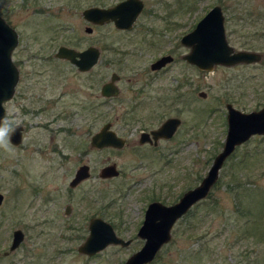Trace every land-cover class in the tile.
<instances>
[{
    "label": "rangeland",
    "instance_id": "rangeland-1",
    "mask_svg": "<svg viewBox=\"0 0 264 264\" xmlns=\"http://www.w3.org/2000/svg\"><path fill=\"white\" fill-rule=\"evenodd\" d=\"M117 1L0 0V14L19 34L12 51L19 81L5 106L24 124L23 140L12 143V153L0 149V264H122L143 243L132 229L148 201L171 203L206 173L226 134L225 103L244 111L264 104V57L201 69L182 58L189 47L180 41L220 4L229 43L264 51V0H145L130 29L113 21L95 24L82 14L88 6ZM60 44H94L101 56L92 69L78 71L54 55ZM167 52L174 58L151 90L156 95L162 89V95L133 104V90L150 62ZM112 70L121 75L122 94L103 101L100 86ZM170 113L180 124L157 148L96 149L89 143L107 120L119 134L132 131L130 140L136 141L140 128ZM111 161L120 173L101 177L100 168ZM84 162L91 176L71 189L69 180ZM66 203L73 208L69 216L63 213ZM93 215L115 222L117 233L134 241L80 252ZM16 228L24 237L9 250ZM228 263L264 264V134L235 146L209 193L176 220L170 240L145 264Z\"/></svg>",
    "mask_w": 264,
    "mask_h": 264
},
{
    "label": "water",
    "instance_id": "water-1",
    "mask_svg": "<svg viewBox=\"0 0 264 264\" xmlns=\"http://www.w3.org/2000/svg\"><path fill=\"white\" fill-rule=\"evenodd\" d=\"M142 8V0H120L109 6H88L82 10V14L94 23L113 21L117 27L130 28ZM85 28L87 31L92 29L90 25ZM18 39L17 30L0 15V118L6 113L4 102L12 97L19 76L18 67L12 58V51ZM180 41L189 47L188 51L182 54V58L201 69H211L216 63L225 65L251 63L260 61L264 57V51L236 49L229 43L225 34L224 15L219 4H215L201 16L196 24L180 37ZM55 56L67 58L79 69L84 70L97 62L99 49L94 45H89L77 50L72 46L62 44L55 51ZM171 60L172 55L164 54L151 62V66L160 67ZM116 77L114 73L112 79ZM102 93L115 94L117 88L111 82H105L102 85ZM201 94L205 95V92L201 91ZM225 106L227 108L226 134L221 149L214 155L206 173L198 184L184 190L177 200L171 203L152 200L147 204L143 222L137 233L144 239V242L131 252L122 264H145L152 261L160 247L170 240L174 222L187 212L193 203L209 193L218 178L224 160L235 146L247 140L252 134H264V104L250 111L241 110L231 102H226ZM180 121L179 117L165 119L158 128L152 130L153 137L157 139L160 136H171ZM145 137H149V134L142 132L140 140L143 141ZM11 139L15 144L21 142V124ZM90 143L92 146L99 147L106 145L121 147L124 144V138L110 129V124L106 122L91 135ZM117 174L118 169L113 162L102 166L99 170L101 177ZM89 175V165L81 164L77 167L70 184L75 185ZM2 197L3 194L0 192V202ZM69 207L67 205L66 212L69 211ZM23 237V230L16 228L13 231L9 250L16 248ZM129 241L118 235L109 221L93 216L89 220V232L77 249L86 254H93L109 244L128 245Z\"/></svg>",
    "mask_w": 264,
    "mask_h": 264
},
{
    "label": "flooded vegetation",
    "instance_id": "flooded-vegetation-1",
    "mask_svg": "<svg viewBox=\"0 0 264 264\" xmlns=\"http://www.w3.org/2000/svg\"><path fill=\"white\" fill-rule=\"evenodd\" d=\"M120 1V0H119ZM143 1V7H144V4H145V0H142ZM215 5V4H214ZM213 5V6H214ZM220 5V4H219ZM212 7V6H211ZM210 7V8H211ZM220 7H221V10H222V13H223V15H224V21H225V14H224V11H223V7L220 5ZM209 8V9H210ZM143 9V8H142ZM142 9H141V11H142ZM208 9V10H209ZM207 10V11H208ZM140 11V12H141ZM139 12V13H140ZM206 13V12H205ZM1 15V14H0ZM139 15V14H138ZM3 16V15H2ZM4 17V16H3ZM138 17V16H137ZM5 18V17H4ZM6 19V18H5ZM89 21V20H88ZM198 21V20H197ZM7 22H8V20H7ZM91 22V21H90ZM135 22V21H134ZM9 23V22H8ZM92 23H94V22H92ZM96 24V23H95ZM100 24V23H99ZM114 24V23H113ZM134 24V23H133ZM196 24V23H195ZM11 25V24H10ZM115 25V24H114ZM87 26V25H86ZM116 26V25H115ZM133 26V25H132ZM225 26V25H224ZM14 27V26H13ZM90 27L92 28V26L90 25ZM117 27V26H116ZM15 28V27H14ZM117 28H119V29H130V28H120V27H117ZM132 28V27H131ZM16 29V28H15ZM86 29V28H85ZM87 31V30H86ZM90 31H92V29L90 30ZM89 31V32H90ZM18 32V31H17ZM18 37H19V34H18ZM18 41H19V39H18ZM60 45H62V44H60ZM60 45H58V47L60 46ZM63 45H66V44H63ZM89 45H94V44H88L87 46H89ZM67 46H70V45H67ZM87 46H85V47H87ZM94 46H96V47H98L97 45H94ZM57 47V48H58ZM73 47V46H72ZM85 47H83V48H85ZM74 48H76V47H74ZM83 48H76L77 50H81V49H83ZM98 49H99V57H98V60H97V62L94 64V65H96L97 63H98V61H99V59H100V56H101V50H100V48L98 47ZM57 50V49H56ZM164 54H170V55H172L171 53H169V52H167V53H163V54H161L160 56H162V55H164ZM54 55H55V52H54ZM56 57H58V56H56ZM159 57V56H158ZM157 57V58H158ZM58 58H62V59H64L65 61H69V62H71L69 59H67V58H64V57H58ZM156 58V59H157ZM173 58H174V56L172 55V60H173ZM156 59H154V60H156ZM153 60V61H154ZM171 60V61H172ZM14 61V60H13ZM153 61H151V62H153ZM151 62H150V67H149V70L150 71H146V78L145 79H142V82H143V84H142V82L141 83H139L138 85H136L135 86V88H134V90H133V96H134V99H133V104H137V103H139L141 100H147V99H149V100H151V99H153V98H156L157 99V97L158 98H160L159 96L160 95H162L161 94V91H162V89H159V92H158V94H153V93H151V90H154V88H152L154 85H156V88H157V86L158 85H160V84H156V81L157 80H161V75H163L164 73H166L167 72V70H168V67L166 66V64L167 63H169V62H167L166 64H164L163 66H160V67H152L151 66ZM72 63V62H71ZM190 63V62H189ZM16 64V63H15ZM72 64H74V63H72ZM193 64V63H192ZM75 65V64H74ZM94 65L93 66H91L89 69H84V70H82V69H79L76 65H75V67H76V69L78 70V71H88V70H90V69H92L93 67H94ZM195 65V64H194ZM18 67V66H17ZM18 70H19V68H18ZM164 71V72H163ZM116 74L117 75V77L116 78H114V79H112V75L113 74ZM121 79V75L117 72V71H115V70H112L111 72H110V76H109V78L107 79V80H105V81H103L102 83H101V86H100V94H101V96L103 97V98H106L107 100H105V99H103V101H108V100H115V98H117L118 96H120L121 94H122V90H121V88H120V86L118 85V83H117V81H119ZM132 79V77L130 76V77H127V80H131ZM136 79H138V78H135V80ZM18 81H19V76H18V80H17V83H18ZM105 82H111L113 85H115L116 86V88H117V93H115V94H103L102 93V85L105 83ZM17 83H16V85H15V89H14V93H13V95H12V97L10 98V99H12L13 98V96H15V94H16V86H17ZM172 96H170V98H171V100H173V99H176V95L175 94H171ZM167 96H168V94H167ZM9 100V99H8ZM8 100H6V101H8ZM5 101V102H6ZM5 102H4V105H5ZM172 103H173V101H172ZM6 107V106H5ZM7 110V109H6ZM169 117H179L178 115H175V114H172V113H170V114H168V115H166L161 121H160V123H158V124H156V125H153V126H148V127H142V128H140L139 130H138V132H137V140L136 141H134V140H130V136H131V133L130 132H132V131H128V134H127V136H125V135H122V134H119L115 129H114V127H113V123L111 122V121H109V120H107V121H105L104 123H109L110 124V129H112V130H114L115 132H116V134L118 135V136H121L122 138H124V144H123V146H114V145H106V146H102V147H99V146H92L91 145V143H90V138H89V143H90V145L93 147V148H96V149H103V148H115V149H125V148H132V149H134V150H142L144 147H152V148H157L159 145H160V143L163 141V140H169V139H172L173 137H174V135H175V133H176V131H177V128H178V125H177V127H176V129H175V131H174V133L171 135V136H169V137H165V136H160V137H158L157 139H155L154 137H153V135H152V130L153 129H156V128H158L162 123H163V121L165 120V119H167V118H169ZM180 118V117H179ZM18 123H20L21 125H22V140H23V130H24V124L22 123V122H18ZM103 123V124H104ZM100 128V127H99ZM98 128V129H99ZM97 129V130H98ZM95 132V131H94ZM93 132V133H94ZM142 132H147L148 134H149V137H145V139L143 140V141H141L140 140V138H141V135H142ZM92 133V134H93ZM91 134V135H92ZM91 135H90V137H91ZM22 140H21V142H22ZM20 142V143H21ZM20 143H18V144H20ZM13 144H15V143H13ZM115 163V165H116V167H117V164H116V162L115 161H111V162H109V163H106V164H110V163ZM84 163H86V162H84ZM84 163H81V164H84ZM81 164H79L78 166H80ZM86 164H88V163H86ZM106 164H104V165H106ZM89 165V164H88ZM103 165V166H104ZM77 166V167H78ZM77 169V168H76ZM76 169H75V171H76ZM117 169H118V174L120 173V170H119V168L117 167ZM89 171H90V175L87 177V178H89L90 176H91V170H90V165H89ZM99 173V172H98ZM74 174H75V172H74ZM74 174H73V176H74ZM117 174V175H118ZM117 175H113V176H109V177H114V176H117ZM72 176V177H73ZM71 177V178H72ZM109 177H104V178H109ZM87 178H84V179H82V180H80L78 183H76L75 185H71L70 184V180H69V186L71 187V189H74L75 187H77L80 183H82L84 180H86ZM3 198V197H2ZM152 200H160V199H157V198H154V199H151V200H149L148 201V203L150 202V201H152ZM2 201V200H1ZM161 201V200H160ZM147 203V204H148ZM67 205H69L70 207H69V211L68 212H66V208H67ZM147 206V205H146ZM72 205L70 204V203H66L65 204V206H64V209H63V213H64V215H66V216H69L70 215V213L72 212ZM146 209V208H145ZM144 213H145V210H144ZM144 213H143V218H144ZM93 216H99V215H93ZM93 216H91V217H93ZM91 217H89V220H90V218ZM99 217H101V216H99ZM101 218H103V217H101ZM143 218H142V220H140L139 222H138V224L132 229V230H135V232H136V234L138 233V230H139V228H140V226H141V224H142V222H143ZM104 219V218H103ZM105 220H107L108 221V219H105ZM110 222V221H109ZM176 222V221H175ZM174 222V223H175ZM111 224H112V222H110ZM88 226H87V230L89 231V221H88ZM114 224H115V226H114ZM114 224H112V226H113V228H114V230H115V232L117 233V230H116V228L118 229V227H116L117 226V224L114 222ZM21 229V228H20ZM15 230V229H14ZM13 230V231H14ZM118 234V233H117ZM119 235V234H118ZM138 235V234H137ZM139 236V235H138ZM12 237H13V233H12ZM142 238V237H141ZM125 239H129L130 241H129V243H128V245L130 244V243H132L133 241H134V237H128V238H125ZM12 241V240H11ZM143 242H144V239H143ZM11 244V243H10ZM143 244V243H142ZM141 244V245H142ZM118 245H121V246H128V245H122V244H118ZM140 245V246H141ZM10 246V245H9ZM136 250V249H135ZM134 251V250H133ZM132 251V252H133Z\"/></svg>",
    "mask_w": 264,
    "mask_h": 264
},
{
    "label": "clouds",
    "instance_id": "clouds-1",
    "mask_svg": "<svg viewBox=\"0 0 264 264\" xmlns=\"http://www.w3.org/2000/svg\"><path fill=\"white\" fill-rule=\"evenodd\" d=\"M19 126L20 124L13 118L12 112L6 110L4 117L0 118V149L12 153L11 138Z\"/></svg>",
    "mask_w": 264,
    "mask_h": 264
}]
</instances>
